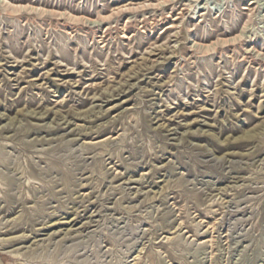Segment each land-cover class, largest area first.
Returning a JSON list of instances; mask_svg holds the SVG:
<instances>
[{
    "label": "rangeland",
    "instance_id": "obj_1",
    "mask_svg": "<svg viewBox=\"0 0 264 264\" xmlns=\"http://www.w3.org/2000/svg\"><path fill=\"white\" fill-rule=\"evenodd\" d=\"M263 56L264 0H0V264H264Z\"/></svg>",
    "mask_w": 264,
    "mask_h": 264
},
{
    "label": "bare ground",
    "instance_id": "obj_2",
    "mask_svg": "<svg viewBox=\"0 0 264 264\" xmlns=\"http://www.w3.org/2000/svg\"><path fill=\"white\" fill-rule=\"evenodd\" d=\"M93 22V21H92ZM195 45H198L199 47L201 46V47H204L205 45H201V44H199V43H195ZM209 46V45H208ZM263 59H264V56H263Z\"/></svg>",
    "mask_w": 264,
    "mask_h": 264
}]
</instances>
